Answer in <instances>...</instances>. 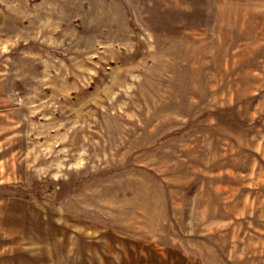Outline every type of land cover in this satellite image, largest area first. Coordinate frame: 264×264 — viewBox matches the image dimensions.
Returning <instances> with one entry per match:
<instances>
[{"label": "rangeland", "instance_id": "374dc122", "mask_svg": "<svg viewBox=\"0 0 264 264\" xmlns=\"http://www.w3.org/2000/svg\"><path fill=\"white\" fill-rule=\"evenodd\" d=\"M0 264H264V0H0Z\"/></svg>", "mask_w": 264, "mask_h": 264}]
</instances>
